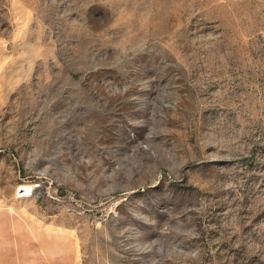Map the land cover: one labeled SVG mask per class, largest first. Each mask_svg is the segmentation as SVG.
<instances>
[{
    "label": "rangeland",
    "instance_id": "374dc122",
    "mask_svg": "<svg viewBox=\"0 0 264 264\" xmlns=\"http://www.w3.org/2000/svg\"><path fill=\"white\" fill-rule=\"evenodd\" d=\"M0 218L55 264H264V0H0Z\"/></svg>",
    "mask_w": 264,
    "mask_h": 264
},
{
    "label": "crops",
    "instance_id": "0c3cea01",
    "mask_svg": "<svg viewBox=\"0 0 264 264\" xmlns=\"http://www.w3.org/2000/svg\"><path fill=\"white\" fill-rule=\"evenodd\" d=\"M52 237V238H50ZM25 238H27V242L43 244L44 250L46 252V257L51 261V264H55V258H60L66 261H70L72 259V250L71 247H65L67 250L60 251L61 255L55 254V239L52 236H47V234H43L38 236L36 234L33 237H25L24 234V224L22 221L9 220L3 221L0 218V259L5 258H14V259H23L24 258V244ZM70 241H66L65 239L59 242L58 246H66Z\"/></svg>",
    "mask_w": 264,
    "mask_h": 264
},
{
    "label": "bare ground",
    "instance_id": "6f19581e",
    "mask_svg": "<svg viewBox=\"0 0 264 264\" xmlns=\"http://www.w3.org/2000/svg\"><path fill=\"white\" fill-rule=\"evenodd\" d=\"M32 186V185H31ZM32 190V189H31ZM21 191L26 192V191H30V186H26V185H21Z\"/></svg>",
    "mask_w": 264,
    "mask_h": 264
}]
</instances>
